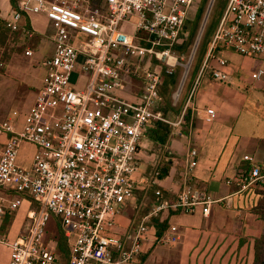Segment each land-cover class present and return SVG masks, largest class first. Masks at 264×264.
I'll return each instance as SVG.
<instances>
[{
    "label": "built area",
    "instance_id": "obj_1",
    "mask_svg": "<svg viewBox=\"0 0 264 264\" xmlns=\"http://www.w3.org/2000/svg\"><path fill=\"white\" fill-rule=\"evenodd\" d=\"M195 2L104 0L99 6L94 0H19L5 27L32 38L21 20L44 15L53 31V54L40 64L42 85L22 128H15L16 111L0 123V135H9L0 147V226L6 214L17 213L25 202L29 207L26 224L15 239L0 232V245L9 251L7 264H141L145 244L168 247L179 240L174 226L158 237L153 218L197 212L207 217L212 205L221 201L194 187L190 178L173 201L163 199L157 189L160 172L142 175L139 170L147 130L157 122L175 125L160 111L159 88L164 75H173L180 65L172 49L182 41ZM226 52L248 59L264 56V0H228L200 75L210 60L217 64L212 79L230 83L222 70L228 61L220 56ZM152 59L165 69L147 66ZM263 76V70L256 74L258 80ZM134 79L140 88L136 100L128 101L119 91ZM173 100L178 102L179 96ZM215 119V111L207 109L204 122ZM24 144L35 149L28 168L17 162ZM196 158L195 150L187 154L188 171ZM243 160L254 163L249 156ZM232 181L241 190L255 186L264 191V172L257 166ZM151 189L155 203L142 216ZM129 209L135 212L132 223L119 230ZM50 216L57 218L66 239L67 262L58 259L54 235L45 233Z\"/></svg>",
    "mask_w": 264,
    "mask_h": 264
},
{
    "label": "crops",
    "instance_id": "obj_2",
    "mask_svg": "<svg viewBox=\"0 0 264 264\" xmlns=\"http://www.w3.org/2000/svg\"><path fill=\"white\" fill-rule=\"evenodd\" d=\"M94 2L99 6L104 4V0ZM12 12L10 1L0 0V63L4 64L0 68V123L16 111L15 128L20 130L25 114L42 85L44 71L40 64L53 54V31L44 15H30L25 16L20 25L32 32V38L21 32H12L5 27V21ZM27 51H31L32 56H26ZM220 56L228 61L222 70L229 74L230 83H218L212 79V74L203 76L200 72L193 80L187 100L199 77L191 103L187 105L186 100L178 120L169 121L177 129L171 131L165 145H160L173 158L170 172L164 178L159 177L157 187L176 196L186 179L190 178L194 187L221 201L212 205L207 217L200 212L195 215L162 214L161 220L169 221L168 228H177L179 240L157 254L154 250L143 264L253 263L254 240L264 230V219L253 212L261 192L255 186L241 190L232 180L249 173L253 166L264 172V76L259 80L256 78L258 71H264V56L248 59L233 52ZM210 68H217V64L214 62ZM84 82L81 80L79 86L82 87ZM138 85L136 79L127 84L125 91L128 97L136 100ZM207 109L216 113L211 124L203 120ZM186 111L188 122L183 120ZM7 137L9 135H0V147ZM153 143L146 134L138 157L139 166H145V175L158 170L153 164L154 155L149 154ZM191 150L196 151L197 158L195 167L188 171L186 156ZM33 154L28 163L21 161L19 154L18 164L30 167ZM244 156L253 158L254 163L244 161ZM149 165L153 171H148ZM5 195L11 198L10 193ZM28 208L26 202L22 204L7 232L2 231L3 220L1 234L15 239L26 224ZM124 215L120 219L119 230L122 231L132 223V218ZM147 245H144L143 253Z\"/></svg>",
    "mask_w": 264,
    "mask_h": 264
},
{
    "label": "rangeland",
    "instance_id": "obj_3",
    "mask_svg": "<svg viewBox=\"0 0 264 264\" xmlns=\"http://www.w3.org/2000/svg\"><path fill=\"white\" fill-rule=\"evenodd\" d=\"M227 0H196L195 4L192 6L190 13H189V20L187 22L186 28H187V34H188V39L184 43L183 46L186 45L187 48L185 51H180L179 49H172V55L177 57L178 63L180 64L179 66L176 67L175 69V76H176V86L172 89L168 101V105L170 108H173L174 110H179L183 108L186 104L187 100V94L189 92V89L193 83V80L196 78V76L199 74L201 67L203 65V62L205 60L207 50H208V45L211 41L208 40L207 46H206V53L204 56L201 55V50L204 44L205 40V33L208 27L210 26L211 23H213L215 20H217L218 15L222 12L224 9V3H226ZM198 10H202V14L200 16V19L198 22L195 21L196 19V14L198 13ZM225 10V9H224ZM194 22H196L197 26L194 30V35L191 37L190 33L193 31L194 28ZM216 31V30H215ZM200 33V38L199 41L196 45L197 38ZM215 33V32H214ZM212 37V36H211ZM142 45H145V42H141ZM211 64H214V62L210 61L207 63V67L203 71V76H210L211 74ZM147 66H149L151 69H162V71L165 69L163 63L157 61L156 59H152ZM187 68V69H186ZM186 72V74H185ZM83 76V75H81ZM84 78V76H83ZM84 80V79H81ZM139 84V83H138ZM140 88V85H138ZM137 87V91L139 89ZM162 90V87L160 86V91ZM128 92L125 90H120L119 95L120 97L128 100V101H135V99H132L127 96ZM175 94H178L179 100L178 102H174L173 96ZM165 108V104L160 106V110ZM22 109V108H21ZM164 118L167 121L170 122H176L178 120V116H174L173 113L168 112ZM166 125V124H164ZM170 130L173 131L174 129H177V127H174V125H168ZM150 141V138H149ZM149 154H153V164L157 166L158 170L163 172V170L167 167L168 165V173L170 172V163L172 161L173 155H171L167 149L164 147L157 145L153 143L150 145L149 148ZM34 149L30 147L29 145H22L20 149V159L21 161H26L27 163L29 162V158L33 154ZM152 163V162H151ZM178 166V165H177ZM145 166L142 164L139 167L140 174H144V168ZM179 167V166H178ZM148 171H153L151 165L147 167ZM262 198L260 199L264 201V191L261 192ZM142 208V211L146 213V209ZM141 211V214H142ZM18 215V212L15 214H12L11 216H7L4 219V225L2 227V231L7 232L9 229L10 223L14 220V218ZM135 216V212L132 209H129L125 212L124 217H129L133 218ZM24 222V219L22 223ZM58 221L57 218L54 216H50L47 224L45 226V233L47 236H52L54 235L57 230H58ZM148 248H144V253L142 255V259L146 258L148 255H150L154 250H156V254L162 251L164 246L158 244L157 242L149 243ZM9 257V252L0 245V264H3L8 261ZM157 261V259H156ZM155 261V263H156Z\"/></svg>",
    "mask_w": 264,
    "mask_h": 264
},
{
    "label": "trees",
    "instance_id": "obj_4",
    "mask_svg": "<svg viewBox=\"0 0 264 264\" xmlns=\"http://www.w3.org/2000/svg\"><path fill=\"white\" fill-rule=\"evenodd\" d=\"M10 4L12 6L13 11H17L18 10V3L19 0H9ZM228 3V0L226 3H224V9L226 8V5ZM224 9L222 10V12L218 15L217 20H215L213 23L210 24V26L208 27V29L206 30L205 33V40H204V44L201 50V55L204 56V54L206 53V46H207V42L208 40H210L209 38L212 39L214 32L218 26V23L222 17V14L224 12ZM202 14V10H198V13L196 14V19L195 21L198 22V20L200 19V16ZM25 17V16H24ZM189 20V16L187 21L185 22L183 29H182V33H181V43L176 45L174 47V49H179L180 51H185L187 46H183L184 43L187 41L188 39V34H187V22ZM196 22H194V28L193 31L190 33V36L192 37L194 35V30L197 26ZM212 36V37H211ZM176 76L175 74L173 75H164L163 77V83L161 85L162 90L160 91L159 88V93L160 96L162 98V105L165 104V108L160 110L163 114V116H165L168 112H171L174 114V116H178L181 113V109L179 110H174L173 108H170V106L168 105V101H169V97H170V93L172 91V89L176 86ZM188 112L186 111V114L183 117V120L188 122ZM146 134L149 136L150 140L152 142H154L157 145H165L171 135V130L169 128V126L164 125L163 123L157 122L153 125L152 128L148 129ZM167 167L163 170V172L161 173L160 171V177L164 178L168 175V165H166ZM156 189V188H155ZM157 189H159L161 191L162 194V198L163 199H167L169 201H173L175 196L170 194L169 192L160 189L159 187H157ZM155 194H154V189H151L147 192L146 198L144 199V203H143V207L144 209H146V213H144L142 211V208L140 210V215H146L150 210L151 207L153 206V204L155 203ZM143 209V210H144ZM142 211V214H141ZM253 212L255 214H257L261 219H264V201L261 200L258 202L257 206L253 209ZM10 216L8 214H6L3 217V220L5 219V217ZM152 224L155 226L156 228V234L158 237H160L168 228L169 226V221L167 219L161 220V217H155L152 219ZM56 240L57 243V255H58V259L63 261V262H67L68 260V256H69V252H68V245L66 242V239L64 238L63 232L62 230L58 227L57 232L54 234L53 237ZM141 264L144 263L145 258L142 259V255H141ZM252 264H264V230L261 233V235L254 240V260Z\"/></svg>",
    "mask_w": 264,
    "mask_h": 264
},
{
    "label": "bare ground",
    "instance_id": "obj_5",
    "mask_svg": "<svg viewBox=\"0 0 264 264\" xmlns=\"http://www.w3.org/2000/svg\"><path fill=\"white\" fill-rule=\"evenodd\" d=\"M199 38H200V33H199V36H198V38H197V41H196V45H197V43H198V41H199ZM187 69V68H186ZM178 94H176V96H177Z\"/></svg>",
    "mask_w": 264,
    "mask_h": 264
},
{
    "label": "water",
    "instance_id": "obj_6",
    "mask_svg": "<svg viewBox=\"0 0 264 264\" xmlns=\"http://www.w3.org/2000/svg\"><path fill=\"white\" fill-rule=\"evenodd\" d=\"M185 74H186V72H185Z\"/></svg>",
    "mask_w": 264,
    "mask_h": 264
}]
</instances>
